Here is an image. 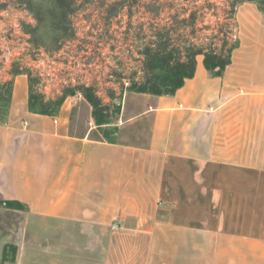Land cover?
Instances as JSON below:
<instances>
[{
  "label": "crops",
  "instance_id": "obj_1",
  "mask_svg": "<svg viewBox=\"0 0 264 264\" xmlns=\"http://www.w3.org/2000/svg\"><path fill=\"white\" fill-rule=\"evenodd\" d=\"M236 22L224 75L199 56L173 96L126 92L115 143L74 132L81 95L31 113L14 77L0 203L26 209L0 205V264H264V17Z\"/></svg>",
  "mask_w": 264,
  "mask_h": 264
},
{
  "label": "trees",
  "instance_id": "obj_2",
  "mask_svg": "<svg viewBox=\"0 0 264 264\" xmlns=\"http://www.w3.org/2000/svg\"><path fill=\"white\" fill-rule=\"evenodd\" d=\"M24 1L29 7V11L35 8V0ZM160 1L146 0L143 6L145 13L149 15L148 20L139 23L138 29L133 26L132 20H129L125 32L129 37L125 40L127 54L123 53L121 58L117 54H113L116 64L108 66L110 73L104 83L109 82L108 79L120 80V92H116L114 88L101 86V83L95 80L92 84L77 82L75 85H67L61 95L48 99L42 92L35 89V85L39 83L38 77H34L30 70H23L16 66L12 69L11 74L14 77L26 75L29 80V111L57 117L67 98L81 94L92 108L91 116L96 127V135L89 134V137L97 141L115 143L118 127L114 121H117L121 114L122 100L126 92L173 96L185 85L187 80L195 76L199 56H203L204 67L211 76L222 77L232 62L233 52L239 47L236 22L238 7L244 3L254 4L264 17V0H226L224 20H217L215 24L201 26L205 22L206 13L201 12V7L196 5L200 0H185L194 6L188 16L179 20L180 15H172L171 20L164 21L158 20L159 8L165 6L160 4ZM48 2L49 16L59 18V20H49V30L66 34V39H62V41L53 39L51 42L53 45H59L55 50H60L64 44L77 40V29L74 28L73 20L69 19L76 12L78 2L77 0H48ZM209 2L210 0H206L208 7L213 8L214 5ZM35 19L37 26L32 29V32H39L42 23L44 25L47 20H41L37 15ZM107 23L104 24L108 25L105 33L110 35L112 21L107 20ZM110 25L111 27H109ZM232 26H234L233 30ZM204 31H211V34L205 36ZM232 38L235 40L232 41ZM101 42L104 43V40L100 39L99 43ZM114 50L115 47L112 48V51ZM135 54L138 56L136 60L140 63V69L133 71L130 76H125L124 68H121L125 64L123 62L133 61ZM124 80L128 81V85ZM13 86L14 79L0 84V103H5L8 109ZM103 93L106 95L102 96ZM106 100L109 102L106 103ZM115 101H119V103L116 104ZM6 116L4 117L6 118ZM5 118L1 119L0 123L4 122ZM0 205L12 209H26L17 202H4ZM6 257L7 250H5Z\"/></svg>",
  "mask_w": 264,
  "mask_h": 264
},
{
  "label": "rangeland",
  "instance_id": "obj_3",
  "mask_svg": "<svg viewBox=\"0 0 264 264\" xmlns=\"http://www.w3.org/2000/svg\"><path fill=\"white\" fill-rule=\"evenodd\" d=\"M25 2L0 0V84L13 80L11 71L18 66L23 70H30L34 77H38L39 83L35 85V89L48 99L61 95L67 85H75L77 82L92 84L95 80L100 82L101 86L114 88L116 92H120V80L108 79L109 82L104 83L110 73L108 66L116 64L113 54L120 58L123 53L127 54L125 40L129 37L125 32L129 20H132L133 26L137 29L139 23L148 20L149 15L145 13L143 6L146 0H77L76 12L69 19L73 20L74 28L77 29V40L63 43L60 50H55L59 45H53L51 42L53 39L61 41L66 39V34L49 30V20L59 18L49 16L48 0H35V8L31 11ZM209 3L214 7H208L206 0H200L196 4L201 7V12L206 13L205 22L201 26L224 20L226 0H210ZM160 4L165 6L159 8L158 20L164 21L171 20L172 15H180L179 20H182L194 7L185 0H161ZM36 15L47 21L44 25L42 23L39 32L33 31V34L32 29L37 26ZM107 20L112 21V27L109 26L110 35L105 33L108 25L104 24H108ZM27 32L29 34H26ZM203 34L210 35L211 31H204ZM100 39L101 41L103 39L104 43H99ZM234 40L232 38V41ZM136 58L138 56L135 54L133 61L123 62L125 64L121 68H124L125 76H130L133 71L140 69V63ZM124 82L128 83L127 80ZM105 95L106 93L102 94ZM108 102L109 100H106V103ZM115 103L118 104L119 101ZM90 108L86 102L80 101L74 108L72 116L74 132L96 135L94 121H90ZM0 111V120H3L8 112L5 103H0ZM119 120L118 118L114 122L119 124Z\"/></svg>",
  "mask_w": 264,
  "mask_h": 264
},
{
  "label": "built area",
  "instance_id": "obj_4",
  "mask_svg": "<svg viewBox=\"0 0 264 264\" xmlns=\"http://www.w3.org/2000/svg\"><path fill=\"white\" fill-rule=\"evenodd\" d=\"M119 124H121V120H119ZM119 228H120V225L119 224H114L111 227L112 230H118Z\"/></svg>",
  "mask_w": 264,
  "mask_h": 264
}]
</instances>
